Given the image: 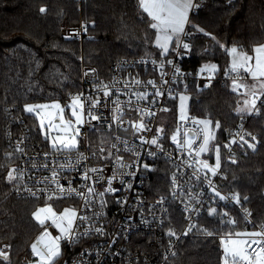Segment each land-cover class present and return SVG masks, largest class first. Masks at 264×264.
<instances>
[{"label": "trees", "instance_id": "obj_1", "mask_svg": "<svg viewBox=\"0 0 264 264\" xmlns=\"http://www.w3.org/2000/svg\"><path fill=\"white\" fill-rule=\"evenodd\" d=\"M41 7L45 12H40ZM146 18L138 0H0V247H11L9 261L2 264H23L22 258L40 230L31 214L41 201L17 198L13 182L5 179L14 167L6 144L8 130H21L18 121L23 120L33 139L48 147L38 120L24 111V105L53 100L66 104L70 94L80 89L81 58L96 67L103 78L120 59L158 58V53L146 55L152 49L145 38L154 39ZM190 19L216 40L189 27L193 35L187 39L192 45L185 58L187 66L196 72L203 64L217 62L220 80L205 89L192 88L187 95L188 114L210 119L213 128L215 122L220 123L209 151L210 159L216 162L215 147L219 145L220 185L225 191L238 193L255 223L264 226V106L256 116L236 113L241 95L232 91L230 81L221 79L230 57L219 47L235 45L251 54L255 45L264 44V0H205ZM81 22L86 25L81 41L61 36L62 28H75ZM178 102L179 93L167 102L169 113L174 114L170 130L178 120ZM241 123L257 139L254 148L246 145L236 150L232 162L225 159V145L230 144ZM157 167L161 170L149 182L151 194L153 189L167 193L170 166L161 161ZM224 211L235 220L234 226L222 225L220 215L206 214L194 235L180 242L169 264H221L218 237L248 229L237 209L217 206L218 213ZM182 220L181 213L172 208L167 224L177 231Z\"/></svg>", "mask_w": 264, "mask_h": 264}, {"label": "built area", "instance_id": "obj_2", "mask_svg": "<svg viewBox=\"0 0 264 264\" xmlns=\"http://www.w3.org/2000/svg\"><path fill=\"white\" fill-rule=\"evenodd\" d=\"M197 2L202 6L205 0H197ZM192 13L194 12H191L190 15ZM85 28L86 25L82 22L75 28H62L61 36L64 38H76L81 41ZM185 42L189 43L187 39ZM186 57L187 54L183 57L176 58V62L184 73H191V75L187 76L182 83L172 85L174 96L175 94L184 92L185 85L188 87L184 94L188 95L194 87L205 89L215 81L220 80V75H218L220 71L219 64L217 62H208L218 65L219 70L212 79L211 84L208 87H204L207 80L196 76V72L199 69L193 72L187 66ZM141 58L149 62L147 64L138 63ZM141 58H123L118 60L113 65L110 75L106 78L100 75L96 67L85 63L83 58H81L80 89L76 93L83 92L85 95L95 96L96 93L92 90L94 82L97 84L103 82L104 84L111 85L114 79L119 81V87H123L124 79L129 74L132 76L138 74V78L142 81L154 79L159 84V72L153 71V66L150 62L152 58ZM165 71H170V69L166 66ZM85 72H88L87 76H85ZM165 79L170 80V77L166 76ZM221 79L228 80L231 83L232 79H236L238 83H258L257 81L249 79V76L243 71L239 74L230 73L228 77H221ZM164 87L167 88V85ZM140 90H144L143 87ZM148 91H153L151 86H148ZM235 92L240 95L243 94L241 88ZM99 96L102 101L100 111L106 117V120L92 121L91 125L86 124L82 128L78 152L84 153L88 159L81 161L76 166L77 171L59 172L60 182L67 186L68 179H72L73 187L77 188L78 191L86 193L87 187H80L84 182L79 177V173L84 171V166L86 165L88 168H103L106 177L112 175L114 170L117 174L123 173V183H121V177L118 175V178L113 181V187L118 188L119 191L106 194L103 197L106 201V205L103 208L99 204L100 197H96L95 202L89 208L84 209V212L92 217V221L95 222V227H102L103 235L97 234L93 230L92 234L81 237L76 243H63L62 254L56 260L55 264H169L176 256L180 242L192 237L199 220L208 214L210 207L217 208L218 205L235 208L240 212L241 218L248 228L244 232H264V226L255 223L251 212L241 202L237 204L232 200L233 193L222 189L220 185V178L223 174L221 168L213 176L206 169L200 168L194 162V153L189 155L186 151L179 150L176 144L172 142L171 135L176 131L177 125L180 123L179 120L173 125V130L169 129L172 126L171 120L160 123L162 116L168 112L167 102L173 98L169 97L167 91L158 98L155 104L151 102V96H149L148 100L139 102L141 110L147 108L154 113L151 116H142V112L137 111L135 107H128L126 104L128 96L120 95L118 99L121 101L123 111L122 124L119 121H111L113 115L112 109L115 107L112 100L117 98L115 91L113 90L108 99L107 107H103V93H99ZM262 101H264V96L257 101L259 112L264 106ZM133 103L135 104L136 102L133 101ZM259 112L257 113L253 110L251 115L256 116ZM141 119H143V122L151 131L140 133L134 131L130 122H136ZM18 122L20 123L18 125L21 126V130L17 132L8 130L6 135L9 154L14 161L13 169L16 170V175L18 176V179L13 182L12 190L17 198L39 200L41 201L39 206H42L44 203L43 195L37 199L30 196L25 189L30 188L32 191H36L37 188L45 187L44 184L36 183L38 179L51 176V172L46 170L43 165L47 164L48 168L51 169L54 167L53 160H55L56 165L62 164L66 162L68 156H71L73 161H75L77 153L53 152L49 147L33 139L31 132L25 127L23 120ZM109 124H111V127H109ZM186 127L195 126L188 124ZM157 128L163 129V133L157 134ZM140 135L145 136L147 140H150L153 135H158V144H142L139 139ZM241 135L244 136V140L253 145L257 139L256 134L249 132L244 123L238 125L233 132V139L236 142L230 143V147H227L226 160L233 162L236 150L245 148L246 145L248 146V144H245L244 141L239 139ZM117 137H120V139L117 140ZM252 137H255V140ZM125 142L127 143V147ZM113 144L116 145V148H112ZM101 149L104 151L101 152ZM109 151L112 152L111 157H108ZM149 152L153 153V155H149ZM45 153L49 155L45 157ZM117 156L121 157L123 163L129 165V167L120 168L121 161L117 160ZM102 157L108 158L104 159ZM200 159L208 160L209 164L216 163L210 159L209 152L202 154ZM161 161L168 163L170 166L169 172L167 171L169 178L167 193L155 192V189H153L154 193L151 194L149 182L153 174L161 170L159 167L156 168L157 162ZM145 164L149 165L148 169L143 167ZM189 164H191V167H189ZM197 168H200L199 180L193 175V172ZM20 173H23L22 177H20ZM128 173H135V175L132 176ZM205 173L212 180L216 190L221 195L226 196L228 198L227 200L221 201L219 197H215V194L210 191L204 180ZM92 175L95 178V174ZM173 178L176 181L175 186L173 185ZM129 183L132 185L131 188L127 187ZM106 186V181H101L100 184L95 185L97 191H102L103 187ZM47 187L50 190L54 188L52 184H48ZM117 199L125 202L117 203ZM53 202H55L54 207L58 210L69 206L76 207L79 210L84 206V201L74 194ZM186 207L189 209L188 211L185 210ZM172 208H175L183 217V224L177 231L176 227L167 224L171 216ZM193 208L199 209V213L192 211ZM96 212H101L102 215L97 218L93 215ZM192 225L195 226L193 227ZM88 226V224H81L80 231H83ZM169 229L174 231L175 235H169ZM41 231L42 228H40L33 242ZM50 231L54 235L57 234L54 229L50 228ZM241 239H246V237L242 236ZM255 239L261 240L262 238L257 236ZM218 240L220 243V236ZM259 247L260 245L251 243V247L247 250L248 252H253V250L259 251ZM0 250L7 252L10 258L9 245L1 246ZM33 259L35 258L31 255L30 249L29 253L22 258V262L23 264H30V261ZM8 261L0 258V264Z\"/></svg>", "mask_w": 264, "mask_h": 264}, {"label": "snow or ice", "instance_id": "obj_3", "mask_svg": "<svg viewBox=\"0 0 264 264\" xmlns=\"http://www.w3.org/2000/svg\"><path fill=\"white\" fill-rule=\"evenodd\" d=\"M138 7L147 14L146 22L149 28L155 30L154 33H152L154 39L146 36L145 42L151 43L154 48L158 50V58L154 57L150 62L153 66V71L159 72V84L154 79L142 81L138 78V74L136 76L129 74V76L124 79L123 87H119V81L115 79L112 81L111 85L104 84L103 82L99 84L94 82L92 90L96 93L95 96L85 95L83 92H79L70 95L69 101L63 105L59 100L24 105V111L34 114L35 118L39 121V131L45 136L53 152L77 153L75 161H73L71 156H68L66 162L62 164L56 165L55 160H53L54 167L51 169L48 168L47 164L43 165L46 170L51 172V176L38 179L36 183L44 184L45 187L37 188L36 191H32L30 188L25 189L32 197L39 199L41 195H43L44 198L43 205L36 207L31 214L42 228V231L30 245L31 254L35 258L30 261V264H55L56 260L62 254L63 243H76L81 237L92 234L93 230L95 233L103 235L102 227H95V222L92 221V217L87 215L84 209L89 208L95 202L96 197H100L99 204L101 208H103L106 205V201L103 197L106 194L119 191L118 188L113 187V181L116 180L119 175V177H121V183H123L122 176L124 174H117L114 170L112 175L106 177L103 168H88L85 165L84 171L79 173V177L80 180L84 182L80 187H87L86 193L74 188L72 179H68L67 186H65V184L60 182L59 177V172L77 171L76 166L79 165L81 161L88 159L84 153L78 152L79 137L81 136L82 128L86 124L91 125L92 121L106 120V117H104L103 113L100 111L102 101L99 93H103V107H107V101L113 90L115 91L117 98L112 100V103L115 105L112 109V122L119 121L120 124L123 123L121 101L118 99L120 95L128 96L126 102L127 106L130 108L135 107L137 111L142 112V116L154 115V113L147 108L141 110L139 102L146 101L149 96H151V102L155 104L165 91H167L169 97L174 98V89L172 85L182 83L187 76L191 75V73H184L176 62V58L183 57L192 49V45L185 42L186 39L193 35L189 27L197 32L204 33L206 36H211L214 41L216 40L215 36H212L211 33L205 32L199 25L192 24L190 13L197 11L201 7L197 0H138ZM39 10L42 13L45 12L44 7H41ZM217 43L219 42L217 41ZM219 47L225 49L230 57L229 65L224 69V75L226 77H228L230 73L239 74L243 71L252 80L257 81L259 85L260 91L253 90L250 94L248 92L244 93L248 96V99L244 101L243 107H238L236 109L237 113L245 111L251 113L253 110L258 113L259 108H257V101L264 96V44L255 45L251 50V54L242 49H238L235 45L225 48V45L220 44ZM148 62L149 61L144 58L138 61L140 64H147ZM166 66L170 71H165ZM218 70V65L206 63L199 68L196 72V76L206 79L207 83L204 84V87H208ZM87 75L88 72H85V76ZM166 76H169L170 80L165 79ZM165 85H167V88L164 87ZM148 86H151L153 89L152 92L148 91ZM141 87H143L144 90H140ZM187 87V85L184 86V92L187 91ZM231 87L232 91L235 92L239 88L246 86L238 83L236 79H232ZM184 92L179 93L178 120L180 123H178L176 131L171 135V140L176 144L179 150L186 151L189 155L194 153V162L199 165L200 168L206 169L207 172H210L214 176L220 168L219 145L215 147V164H209L208 160L200 159V157L202 154H206L210 151V141L215 139V130L219 129L221 125L217 121L215 122V128H213V121L210 119H199L195 116H190L186 105L189 97L185 95ZM133 101L136 103L134 104ZM262 103H264V101H262ZM66 109L70 115H66ZM117 113H119V115H117ZM130 123L137 133L151 131L143 122V119ZM188 124L194 125L195 127H186ZM109 127H111V124H109ZM163 131L164 130L161 128L156 129L157 134H162ZM119 139L120 137H117V140ZM139 139L142 144H158V135H153L150 140L140 135ZM239 139L244 141L245 144H248V147L254 148L253 144L244 140V136H239ZM252 139L255 140V137H252ZM197 141H199V143H197ZM235 142V139H233L230 143ZM125 145L127 147L126 142ZM225 147H230V144L225 145ZM112 148H116V145L113 144ZM103 151L104 150L101 149V152ZM148 154L153 155L151 152ZM48 155V153H45V157ZM111 156L112 152L109 151L108 157ZM108 157L102 158L107 159ZM117 160L121 161L119 165L120 168L129 167V165L123 163L121 157L117 156ZM143 167L148 169L149 165L145 164ZM189 167H191V164H189ZM200 168H197L193 172L197 180L200 179ZM92 174H95V178ZM128 174L132 176L135 175V173ZM22 175L23 173H20V177H22ZM5 179L9 183L16 181L18 179L16 170L10 169ZM204 180L210 191L215 194V197H219L221 201L228 199L216 190L215 185L212 180L209 179L207 173L204 175ZM101 181H106L107 186L103 187L102 191H97L95 185L100 184ZM48 184H52L54 188L50 190L47 187ZM173 185H176L175 178H173ZM127 187L131 188L132 185L129 183ZM73 194L84 201L82 209L78 210L76 207L69 206L64 207L62 210H58L54 207L53 201L70 197ZM245 199L247 198L245 197ZM232 200L237 204L240 203L239 194L233 193ZM116 202L124 203L125 201L117 199ZM185 210L188 211L189 209L186 207ZM192 211L199 213L200 210L193 208ZM208 214L210 216L214 214L220 215V223L222 225L234 226L236 223L234 219L228 216V212L224 211L218 213L215 207H210L208 209ZM93 215L99 218L102 213L96 212L93 213ZM224 217H228V219L225 220ZM81 224H88L89 226L83 231H80ZM192 226L194 227L195 225ZM50 228L54 229L57 234L54 235L53 232L50 231ZM204 231L207 235H212V233L206 229ZM168 234L175 235V232L169 229ZM234 235L236 237L243 236L246 237V239H233ZM257 236H260L262 239L256 240L255 237ZM251 243L260 245L259 251L253 250V252H248L247 249L251 247ZM220 247L223 252L221 264H264V232H225L220 236ZM0 258L4 261H8L9 254L0 250Z\"/></svg>", "mask_w": 264, "mask_h": 264}, {"label": "rangeland", "instance_id": "obj_4", "mask_svg": "<svg viewBox=\"0 0 264 264\" xmlns=\"http://www.w3.org/2000/svg\"><path fill=\"white\" fill-rule=\"evenodd\" d=\"M143 11V10H142ZM146 14V13H145ZM147 15V14H146ZM191 16V15H190ZM64 28H68V27H64ZM153 30V29H152ZM153 31H155V30H153ZM149 48H151L152 49V51H151V55H153L154 53H158V50L157 49H155L154 48V46L152 45V44H149ZM249 79H251L250 77H249ZM252 80V79H251ZM240 84H242V85H245L246 87H241V89L243 90V94L241 95V97H240V101H239V105H238V107H243V105H244V101L246 100V99H248V96L247 95H245L244 93L245 92H248L249 94L253 91V90H255V91H260V89H259V85H258V83H249V82H243V83H240ZM70 95H74V93L73 94H70ZM70 97V96H69ZM188 104H189V99L187 100V102H186V105H187V111H188ZM178 108H179V102H178ZM27 113V112H26ZM236 113H237V111H236ZM248 112L247 111H245V112H242V113H237V114H247ZM28 114H31V113H28ZM32 115H34V114H32ZM66 115H70V113L68 112V110L66 109ZM173 113H169V111L167 112V113H165L163 116H162V118H161V121H160V123L162 122V121H166V120H173ZM38 124H39V121H38ZM42 139L45 141V143L48 145V147L51 149V145L49 144V142L45 139V136L44 135H42ZM233 140V139H232ZM232 140H230V141H232ZM213 143V141H210V145H209V148H211V144ZM79 145H80V137H79V144H78V147H79ZM228 145V144H227ZM53 203H55V202H53ZM36 222V221H35ZM37 223V222H36ZM38 224V223H37ZM38 226H40L39 224H38ZM39 228H41V227H39ZM233 239H241V237H236L235 235L233 236ZM10 252H11V247H10ZM32 255V254H31Z\"/></svg>", "mask_w": 264, "mask_h": 264}]
</instances>
